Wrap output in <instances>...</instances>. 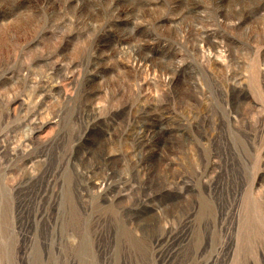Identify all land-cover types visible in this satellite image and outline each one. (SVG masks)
<instances>
[{
	"label": "rangeland",
	"instance_id": "374dc122",
	"mask_svg": "<svg viewBox=\"0 0 264 264\" xmlns=\"http://www.w3.org/2000/svg\"><path fill=\"white\" fill-rule=\"evenodd\" d=\"M0 264H264V0H0Z\"/></svg>",
	"mask_w": 264,
	"mask_h": 264
},
{
	"label": "bare ground",
	"instance_id": "6f19581e",
	"mask_svg": "<svg viewBox=\"0 0 264 264\" xmlns=\"http://www.w3.org/2000/svg\"><path fill=\"white\" fill-rule=\"evenodd\" d=\"M191 11L197 12V11H199V9L193 7V8H191ZM210 45H209V47L214 48L215 50H214V55L211 54L209 61L211 62V64H217L218 62L214 59V56H215V53H217V50L220 46L219 42L217 45L216 44L211 45V46ZM209 47H208V49H209ZM138 52H140V51L139 50L137 52L135 51L134 58H133V66L135 69L137 67L139 68L143 65H146V63H147V59H144L143 56L138 54ZM138 57H140V60L138 59ZM149 67H153V64H151ZM69 68H71V66L67 67V69H69ZM185 68H186V64H181L178 66L176 65V66H173V68H170L169 72H168L169 76L165 80V85L169 88L172 86L173 82L175 81V79L178 75L184 74L187 72L193 73L192 71H189ZM59 69H61V67H59V66L52 67L50 74H54L56 76ZM42 82L43 83L40 84L41 86L38 87V91H40V89L42 90V88L44 89L46 86H49V84H50L49 83L50 81L48 82V80L47 81L43 80ZM35 92H36V90H35ZM151 108L148 107L147 104H145L144 106H139L136 109V113L134 112L133 116L129 119V122L127 123V128L129 129L128 130L129 131V137L131 139V148H132V151L134 154L132 159L134 161L129 166V175H130L129 179L123 180L122 181L123 183H121V184H126V185L128 184L129 185L128 181H131L134 177H138L140 175L141 170L144 166L143 162L145 161V160L140 158L141 153L144 152L145 149L152 148L150 146H153V145L157 146L155 143H157L158 145L161 144L162 146H164L165 145L164 139L166 140V137H169V134L173 131L172 128H170V126H169L170 125L169 123L173 122V117H169L168 114L164 115V112H160L158 109H155V112L157 115L153 119V121H154L153 124H151V126H153V127L147 128V124H149L152 121V119L150 118V116L152 114ZM30 113L35 115V111H32ZM177 130L178 129H176V131ZM154 139H156V142H154ZM153 149H150V151H151L150 159L151 160L154 157V154L156 153V150H153ZM89 183H92V184L94 183L95 184L94 186L98 187L99 189L101 188L103 190V192L101 194H103V195H106L107 192H109L111 189L109 184H107V182L104 180V178L103 179L97 178L93 181L92 178L90 177L88 179V186H89ZM85 187H86V184H85ZM102 190H100V191H102ZM113 192H114L113 195L107 196V199L109 200V207H112L114 200H116V198L118 196H121L120 190H118V191L116 190ZM101 194L99 193V195L96 196L98 200L101 199V197H102ZM72 211H73V218L75 220L77 210L75 207H73ZM112 213H115V211H112Z\"/></svg>",
	"mask_w": 264,
	"mask_h": 264
}]
</instances>
